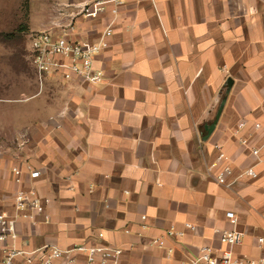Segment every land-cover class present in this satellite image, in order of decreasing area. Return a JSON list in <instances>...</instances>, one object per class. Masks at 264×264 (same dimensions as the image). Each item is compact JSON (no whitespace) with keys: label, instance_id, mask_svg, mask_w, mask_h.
<instances>
[{"label":"crops","instance_id":"crops-1","mask_svg":"<svg viewBox=\"0 0 264 264\" xmlns=\"http://www.w3.org/2000/svg\"><path fill=\"white\" fill-rule=\"evenodd\" d=\"M86 1L38 0L36 31L97 42L110 15L85 20ZM123 2L95 62L104 82L47 81L40 121L0 156V212L12 213L15 194L31 186L52 201L36 226L19 222L17 249L104 244L123 250L121 264H194L202 246L224 248L216 230L236 229L235 257H263L264 0ZM215 145L234 178L254 167L257 179L219 185L220 167L209 170ZM27 164L41 176L17 184L13 168ZM186 223L195 231L151 246Z\"/></svg>","mask_w":264,"mask_h":264},{"label":"built area","instance_id":"built-area-1","mask_svg":"<svg viewBox=\"0 0 264 264\" xmlns=\"http://www.w3.org/2000/svg\"><path fill=\"white\" fill-rule=\"evenodd\" d=\"M123 4V0H87L80 6L78 15L85 20H97L105 13L110 15L106 27L95 43L74 40L68 32L57 34L39 31L31 35L29 51L35 77L41 89L49 80L81 82L90 86L101 85L104 82L105 76L95 68V62L105 41L113 34L119 8ZM243 127L244 124L240 125V129ZM255 128L259 129L260 125H255ZM241 144L246 145L247 141L242 140ZM215 149L217 157L209 166V170L212 172L220 167L215 174V180L219 185L233 189L235 182L242 177L257 179L258 174L254 167L246 169L234 178L229 159L222 147L215 145ZM251 152L255 157L259 156V150ZM25 173L32 182L41 176V173L30 164L23 168L14 167L13 174L17 184L23 183ZM51 202V199L41 197L35 186H31L28 190H19L15 194L12 213L0 212V250L4 254L0 264H121L123 250L104 244H76L68 250L44 246L32 251H19L16 247L19 222L24 220L36 226L37 217L45 214ZM226 217L235 227L238 221L236 216L227 213ZM146 219L145 216L141 217L144 222ZM186 231L194 232L195 226L186 223L183 230L172 226L162 236L154 238L151 246L164 249L167 240L183 238ZM215 233L224 248L202 246L194 264H264V256L259 259L235 257L233 250L242 244L243 233L236 229L216 230ZM103 237L102 233L98 234L100 240ZM259 243L263 244L264 240L259 239ZM167 252L170 255L173 249L168 248ZM19 258L21 261L17 262Z\"/></svg>","mask_w":264,"mask_h":264},{"label":"rangeland","instance_id":"rangeland-1","mask_svg":"<svg viewBox=\"0 0 264 264\" xmlns=\"http://www.w3.org/2000/svg\"><path fill=\"white\" fill-rule=\"evenodd\" d=\"M36 2L0 0V156L25 140L19 133L27 122L40 121L41 88L29 51L31 35L40 25Z\"/></svg>","mask_w":264,"mask_h":264},{"label":"water","instance_id":"water-1","mask_svg":"<svg viewBox=\"0 0 264 264\" xmlns=\"http://www.w3.org/2000/svg\"><path fill=\"white\" fill-rule=\"evenodd\" d=\"M207 129H208V128H207ZM212 130H213L212 128L209 129V135L212 133Z\"/></svg>","mask_w":264,"mask_h":264}]
</instances>
